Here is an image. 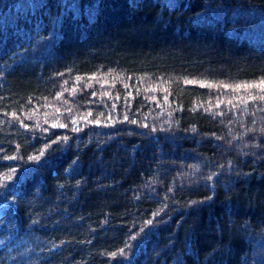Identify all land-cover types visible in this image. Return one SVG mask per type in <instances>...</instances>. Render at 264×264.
I'll return each instance as SVG.
<instances>
[{
  "label": "trees",
  "instance_id": "1",
  "mask_svg": "<svg viewBox=\"0 0 264 264\" xmlns=\"http://www.w3.org/2000/svg\"><path fill=\"white\" fill-rule=\"evenodd\" d=\"M262 81L264 0H0V264H264Z\"/></svg>",
  "mask_w": 264,
  "mask_h": 264
},
{
  "label": "snow or ice",
  "instance_id": "2",
  "mask_svg": "<svg viewBox=\"0 0 264 264\" xmlns=\"http://www.w3.org/2000/svg\"><path fill=\"white\" fill-rule=\"evenodd\" d=\"M262 84H264V81L261 82ZM203 86V85H202ZM14 158V157H13ZM32 159H38V157H33Z\"/></svg>",
  "mask_w": 264,
  "mask_h": 264
}]
</instances>
